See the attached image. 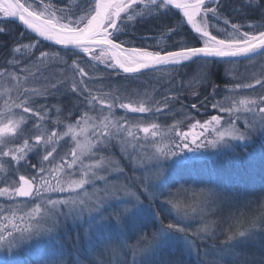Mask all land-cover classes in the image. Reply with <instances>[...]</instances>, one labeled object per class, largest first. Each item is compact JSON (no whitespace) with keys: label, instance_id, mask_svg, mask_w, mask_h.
Returning a JSON list of instances; mask_svg holds the SVG:
<instances>
[{"label":"snow or ice","instance_id":"1","mask_svg":"<svg viewBox=\"0 0 264 264\" xmlns=\"http://www.w3.org/2000/svg\"><path fill=\"white\" fill-rule=\"evenodd\" d=\"M81 4L89 5V8L87 11L81 9L82 14L78 15L75 11L55 9L53 5L45 3L44 0H32L31 3L21 2V0H0V14L5 18H18L27 29H30L38 37L62 46L73 55L83 54L90 57L93 70H96L97 63L103 65L106 71L122 70L124 74H141L149 70H166L194 65V81L189 82L192 84L194 82L207 83L210 66L213 64H229L242 58L252 60L258 57L264 60V25H255L250 30L242 31L239 24L231 23L230 29L223 28L222 32L217 29L219 35H214L210 30L213 27L211 20L220 17V0H211V3L209 0H81ZM141 5H143L141 10L136 11ZM173 10L182 13V19L186 20V24L191 27V40L174 41L171 47H160L159 42L147 46H134L131 41L120 40V34L127 29L130 22L136 21L138 17L142 19L147 14L151 18L153 13L157 17H163L172 13ZM58 12L59 15H57ZM224 24H229V21L225 19ZM5 31V27H0V33ZM179 31L180 29L175 26H165L162 35L169 33L171 34L169 38H171L173 35H178ZM38 43L39 40L35 43L16 44L10 49V53L18 54L19 57L30 61L32 67H35L37 71H39L40 65L45 64V61L67 64L60 52L41 51L39 57L32 61L31 51L36 48ZM20 62L22 61H9L13 65ZM22 70L32 75L40 86L31 90L25 89L17 98L19 102H13L12 106L22 109L19 119L9 118L13 114L12 106H8V112L4 114L7 122L0 120V146H2L0 147V157L10 156L12 161L20 165L21 161L30 162L31 154L39 155L41 148L46 154L42 156L41 166L38 170L40 182L35 176L28 178L26 175H20L19 186L13 185L11 189L2 188L0 195L9 194L29 199L39 198L43 208L41 205H37L33 212L26 217L19 218L22 221H27L26 227L21 228L14 224L12 229L5 227L0 230V250L7 249L11 252L18 248L27 239L24 233H28L30 236L33 230L51 232L60 225L59 218L61 216L65 221L70 219L72 223L82 226V238H86L90 245L89 255L98 244L108 242L123 244L127 239L128 231L135 228L144 219L145 206L150 209L153 217L159 216L160 212L152 205L162 196L171 197L167 188L162 187L167 172L164 162L170 157H176L185 151L198 152L209 147L232 148L234 142L247 143L254 135L264 136V96L251 100L242 99L230 107H225L222 102L216 101L212 104L214 109L228 112L237 120L242 111L252 114L251 119L245 120L243 131L232 120L225 127L221 124L222 118L219 116H212L210 121L203 124L197 121L191 125V128H201L203 131L200 135L204 136V133L212 126V131L215 133L213 139L207 140L205 143L191 131L186 133L177 131L174 137L167 138L169 141L167 145L156 148L151 158L153 161L151 167L147 169L149 173L147 176L138 178V182L131 186L123 182L117 183L110 179V175L114 172H122L123 169L112 159L111 155H101L95 164L89 165L83 163L82 157L88 154L95 156L97 152H106L113 142L119 144L122 151H127L130 146H134V142L137 140L136 132L148 134L150 128L142 127L139 123L130 125L126 117H115L113 109L118 104L121 110L129 113H160L165 108H169L170 100L176 101L178 96L165 95L162 100H156L149 96L146 99L141 98L128 103L123 102L124 98L121 95L101 94L95 96L84 81V77H87L89 73L76 60H73L72 71L74 74H78L80 79L77 80L74 75L68 91L79 95L87 93L85 96L87 104L94 106L98 102L101 111L107 108L112 118L105 117L99 123H93L92 140L87 138L81 140L83 129L80 132L76 131L82 123L85 126L89 123L86 114L81 117L80 121H77L75 126L68 124L67 131L64 133L52 132L51 135H48L46 131L41 130L43 126L40 124L37 125L38 134L35 135L32 143L28 139H24L22 146L14 149L8 148L7 151H4L3 148L7 147L9 143L7 138L19 139L25 131L23 127L26 123L24 114H30L41 122L48 117L45 105L40 104L39 107H34L38 101H30L25 97L46 98L55 92H60L65 85L64 80H53L43 73L40 74L42 77L40 79L34 76L28 67ZM261 76H264V72L261 73ZM0 77L19 80L7 68L0 72ZM255 85L264 89V80L256 78L255 84L235 85L232 91L234 92L236 88H254ZM192 107L195 108L196 105L193 104ZM257 113L259 120L255 119ZM133 127L136 129L135 132ZM150 127L156 129L157 125L151 124ZM151 135L155 137L156 131H152ZM62 136H70L76 145L71 152V161L65 162L66 167L72 169L79 163L82 175L79 180L67 182L57 180V183L53 185L43 176V173L49 171L43 166V163H51L50 157H53V153L56 151L55 145ZM177 140L180 141L179 144L176 143ZM174 149H179V151ZM250 155L252 154L250 153ZM65 165L58 166L56 171H63ZM31 167L36 169L34 164ZM101 171L105 174L101 175ZM85 185L92 187L91 195L85 192L84 197H81L77 192L76 196L70 195L62 200H54L48 195L49 192H76L78 189H84ZM164 202L176 209L177 215L181 219L189 218L187 210L182 209L181 205L174 202L173 199L167 198ZM205 207H207V203H205ZM192 211L196 212L197 209L193 208ZM200 212L204 213V208H201ZM201 219H203V215ZM200 231L211 237L215 235L210 222H205ZM5 233L7 234L5 235ZM250 235L251 233L247 229L245 231L238 230L223 242L221 248L212 247L204 251L197 249L195 254L202 259V264H222L225 257L220 253H228V258H231L235 255L236 243L244 242ZM169 240L180 241L182 247L192 254L193 248L187 226L181 227L174 223L165 225L163 221H161V227L153 233L154 243L150 248L144 249L143 254H150ZM61 260L62 254L54 264H61ZM73 264H83V262L73 261Z\"/></svg>","mask_w":264,"mask_h":264},{"label":"rangeland","instance_id":"2","mask_svg":"<svg viewBox=\"0 0 264 264\" xmlns=\"http://www.w3.org/2000/svg\"><path fill=\"white\" fill-rule=\"evenodd\" d=\"M63 1H65V4H62L61 1L54 5L51 0H44L45 3L53 5L55 9H64L65 11H69L67 10L68 8L79 3V0ZM23 2L31 3L32 0H23ZM84 6L83 8H85ZM142 7L143 5L138 7L136 11L139 12ZM57 15H59V12ZM0 17H3V15L0 14ZM211 24L213 27L210 30L213 29L217 35H219L217 29L222 32L223 28H226L224 25L214 21ZM252 27L254 25L241 26V30H250ZM85 57L90 60V57ZM52 64H55V62L45 61V64L39 67L46 69ZM98 66L103 68V65L97 63ZM219 67L222 68L220 70L222 73L220 84L214 80ZM194 70V65L175 69H159L148 71L147 75L116 80L115 77H107L104 71H99L97 68L93 71L85 69L89 73L87 77H84L85 84L95 96H100L101 94L121 95L125 103L141 98L146 99L149 96L156 100H162L165 95H176L178 99L176 101L170 100L169 108H165L160 113H129L121 110L117 104L113 109L115 117H126L130 125L139 123L142 127L147 126L150 128L149 133L136 132L137 140L134 142V146H130L127 151H122L119 144L113 142V145L106 152H97L95 156L91 154L83 156V163L85 165L95 164L101 155H111L112 159L119 164L123 171L111 173L110 179L117 183L123 182L131 186L138 182V178L149 174L147 169L151 167L153 162L151 158L156 148L167 145L169 143L167 138L169 136L174 137L177 131L185 133L191 131L199 140H203L205 143L207 140L213 139L215 133L212 131V126L204 133V136L200 135L201 131H203L201 128H191V125L197 121L203 124L206 121H210L212 116H219L222 118L221 124L225 127L232 120L243 131L245 129V120L252 118L250 112L242 111L237 120L228 112L214 109L212 104L219 101L225 107H230L242 99L251 100L264 96V89L259 85H255L254 88H236L234 92L232 91L235 85L255 84L256 78L264 80V76H261V73L264 72V60L257 57L252 60H236L229 64L217 63L214 69L211 65L207 83L194 82L190 84V81H194ZM43 74L53 80H64L65 84H71L74 75L77 80L80 79L79 75L74 74L71 68H60L58 72L50 71V76L48 73ZM35 80L33 77H22L18 81L8 77H0V120L7 122L4 114L8 112V106H12L14 101L19 102L17 98L21 96L25 89L31 90L34 88V86L30 87L31 85L28 86L25 83L31 84L33 82L37 85L35 87L40 86ZM66 87L69 88L70 86L66 85ZM65 90L63 88L61 89L62 92H56L53 95L58 98L59 93H61L63 99L66 98L67 101L73 100V104L69 108L71 111L68 112V109L62 106H51L46 108L48 117L42 122L30 114H24L26 123L23 127L25 131L19 139L15 137L7 138L9 143L3 150L7 151L8 148L14 149L22 146L24 139H28L32 143L35 135L38 134L37 125L42 124L41 130L46 131L48 135H51L52 132L64 133L67 131L68 124L75 126L77 121H80L85 114L89 118V123L87 126L82 123L76 131L80 132L83 129V133L80 136L81 140L85 138L92 140L93 123H99L105 117L112 118L107 108L101 111V106L98 102L94 106L88 105L85 101L87 93L79 95L70 91L65 92ZM200 92L202 94L199 98L198 93L200 94ZM35 98L37 99L35 96L25 97V99L30 101ZM63 99L58 98L59 101ZM198 102H201L200 106L197 104ZM193 104L196 105L195 108L192 107ZM134 106L136 105L134 104ZM240 107L243 108V106ZM200 110H202V115L198 117L196 114ZM11 112L13 115L9 118L19 119L22 109L12 106ZM255 119L259 120L258 113ZM151 124H156L157 128L152 129L150 127ZM133 131H136L135 127H133ZM152 131H156L157 135L155 137L151 135ZM176 143L179 144L180 141L177 140ZM55 147L56 151L53 153V157H50L51 163H43V166L49 170L43 173L45 179L53 185L57 183V180L63 182L79 180L82 175L79 163L73 166L72 169H68L65 165L66 161H71V152L76 147L71 137H60ZM174 150L179 151V149ZM44 154L46 153L41 148L39 155L31 154L30 162L21 161L20 165L12 161L10 156L0 157V165H2L0 167V189H11L13 185L19 186L20 175H26L28 178L35 176L37 181L40 182L38 170ZM261 161L264 162V136L261 135H254L247 143L234 142L232 148L219 146L217 148L201 149L198 152L185 151L176 157H170L169 160L164 162L167 172L165 173L162 187L167 188V191L171 193V197L162 196L152 205L154 209L160 212L159 216L153 217L150 209L145 206L143 210L144 219L138 224H142L143 226H141L146 228L145 234H149L143 235L141 233V238L135 243L128 242L127 238L123 244L118 242L98 244L89 255L90 245L86 238H82V226L72 223L70 219L65 221L64 217L61 216L59 218L60 225L51 232H36L33 230L30 236L28 233H24L27 239L18 248L11 252L7 249L0 250V264H54L61 254V264H73V261H82L83 264H154L156 252L164 248H170L173 252L177 250V252L179 251L186 256L185 258L194 260V264H202V259L195 254L197 249L201 251L212 247L219 249L230 235L238 230L245 231L246 229L250 231L251 235L244 242L236 243L234 256L228 258V253H220L221 256L225 257L222 264H248V262L254 261V264H264V258L261 256L264 252V200L257 199L253 201L254 203L251 201L241 203L233 197V190L231 191L232 187L237 184L245 187L248 184V180L241 179V176L246 172V166L251 164L252 172L254 169L256 170L255 165ZM32 164L36 165V169L31 167ZM61 165H65L64 170L56 171L57 167ZM236 167L241 171L240 176H238L239 170ZM100 174L104 175L105 172L101 171ZM173 182H176L174 186H172ZM208 183L209 185L203 187V184L206 185ZM77 192L81 197H84L85 192L91 195L93 189L85 185L84 189H78L76 192H49L48 195L54 200H62L70 195L76 196ZM258 194L264 197V193L260 192ZM258 194L249 198H258ZM167 198L173 199L174 202L181 205L182 209L187 210L189 218L181 219L177 215L176 209L164 202ZM205 203H207V207H205ZM37 205H41L43 208L39 198L23 200L18 199L14 195H0V230L5 227L12 229L14 224L19 225L21 228L26 227L27 221H22L19 218L26 217L33 212ZM193 208H196L197 211L193 212ZM201 208H204V213L200 212ZM147 213L157 225L150 231H147L150 221H148L149 216ZM202 215L203 219H201ZM161 221L165 225L174 223L179 224L181 227L187 226L190 243L193 248L192 254H189L182 247L181 242L177 240H169L150 254H143V250L150 248L154 243L153 233L161 227ZM205 222L212 224V231L215 233L214 237L200 231ZM217 226L224 228L219 230L216 228ZM135 228L128 231L127 235L133 236ZM167 253H169L168 250ZM166 256L168 255L166 254ZM255 257L257 258L256 260H254ZM171 261L172 259H169L163 263L171 264Z\"/></svg>","mask_w":264,"mask_h":264},{"label":"trees","instance_id":"3","mask_svg":"<svg viewBox=\"0 0 264 264\" xmlns=\"http://www.w3.org/2000/svg\"><path fill=\"white\" fill-rule=\"evenodd\" d=\"M54 5L60 3L62 1V4H65V1L63 0H51ZM80 5V7H77ZM81 4V0H79V3L72 6L71 8H68L67 10L75 11L78 15L81 14V9L84 11H87L89 8V5ZM220 17L217 19H212L211 22H216L218 24H222L225 27L230 29L231 23L239 24L240 26H246V25H264V0H220ZM175 13V14H174ZM227 19L229 21V24L225 25L224 20ZM177 21H180V23H177ZM165 26L172 27L175 26L176 28L180 29L178 35H173L171 38L169 36L171 34L164 33L162 35V30L165 28ZM0 27H5L6 31L4 33H0V72L4 71V68H7V70L14 75L18 76L19 78L22 77H33L32 75H29L28 72L23 71L25 67H28L29 70L32 72V74L40 79L41 73H48L50 71L58 72L60 71V68H71L72 69V61L76 60L79 65L87 71L92 70L91 62L88 60L85 55H73L70 52H67L63 49H58L56 47L50 46L48 44H45L41 41L37 44L35 50L31 53V59L32 61H35L36 58L39 57L40 52H60L61 56L63 57V60L67 61V64H64L63 62H55V64L49 65L46 69H43L42 67H39V71H37L36 68H32V64L30 61L25 60L23 57H19L18 55H15V53H10V49L14 47L16 44L19 43H30V42H36L37 39L33 36H31L29 33L24 31L16 22L8 21V20H0ZM213 31V29H212ZM23 33V36L21 34ZM214 35H217L215 31H213ZM192 37V30L187 26L184 19H182V15L180 13H177L176 10H173L172 13H168L167 15L163 17H157L155 13H153V16L150 18L148 15H145L142 19L137 18L136 21L130 22L127 29L123 31L120 34V40L122 41H131L132 45L134 46H147L149 44H156L159 42L160 47H171L173 45L174 41L185 39V40H191ZM194 43V41H193ZM128 46L127 44L125 45ZM151 50V49H150ZM12 60H20L22 62L16 63L15 65L9 63V61ZM63 64V65H62ZM213 69L216 66V64H213ZM36 69V70H35ZM97 69L99 71H104L107 77H115L116 80H122L127 79L131 77H139L143 75H147L148 72L137 74V75H126L122 74L117 71H106L102 67L98 66ZM222 68L219 67L218 73L215 74L214 80L218 84H220L221 80V70ZM34 70V71H33ZM49 71V72H48ZM47 76V75H46ZM50 76V75H49ZM105 79V78H104ZM32 81V80H31ZM36 82V80H35ZM28 86H37L33 82L29 84L28 82L25 83ZM66 85H69L71 87V84H65L63 88H65V92L68 91ZM39 86V85H38ZM62 88V89H63ZM62 92V91H61ZM56 93V92H55ZM54 93V94H55ZM198 93V96L200 98L201 96ZM57 96L50 95L46 98L37 97V99H33L31 101H38L37 104L34 105V107H39L40 104L45 105V108L49 107H66L68 109V112L71 111L70 106L73 104V100L67 101L66 98H62L61 93H59L58 98L63 99L62 101H59ZM203 102V101H202ZM201 102H198L199 105ZM200 106V105H199ZM65 108V109H66ZM192 108V107H190ZM66 109V110H67ZM202 110H200L196 115L200 117L202 115ZM251 164H248L246 166V172L241 176V179H247L248 184L243 187L240 186V184L234 185L231 189L233 197L238 199L241 203L243 202H253L254 200H264V197L261 194L258 193H264V162L261 161L260 163L256 164V170L254 169L252 172V168L250 166ZM250 166V167H249ZM225 167V166H224ZM237 170H239L236 167ZM241 171L239 170L238 176H240ZM228 176V174H226ZM176 182L172 183V186H174ZM208 184H203L204 186H207ZM235 187V188H234ZM235 193V196H234ZM252 193V194H251ZM258 198H249L250 196L257 195ZM254 203V202H253ZM149 216V213H147ZM150 220V221H149ZM149 221V227L147 228V231H150L152 228L154 229L157 227L155 221H152L150 219V216L148 217ZM142 224H138L134 230V235L130 236L127 235L128 242L135 243L136 241L141 238V233L145 234L144 227L141 226ZM219 230L224 227L217 226ZM149 234V233H146ZM145 234V235H146ZM167 250L169 253H167ZM171 252V253H170ZM247 252V251H246ZM166 254L168 256H166ZM156 261L154 264H164L163 262H166L169 259H172L171 264H194V260L185 258L186 256L182 255L179 251L175 250L173 252L170 248H164L160 249L156 252ZM262 258H264V252L261 254ZM257 258L255 257L254 260ZM254 264V262H248V264ZM262 264V263H260Z\"/></svg>","mask_w":264,"mask_h":264},{"label":"water","instance_id":"4","mask_svg":"<svg viewBox=\"0 0 264 264\" xmlns=\"http://www.w3.org/2000/svg\"><path fill=\"white\" fill-rule=\"evenodd\" d=\"M21 2H23V0H21ZM209 3H211V0H209ZM180 14L182 15V13H180ZM0 20H8V21L16 22V23H17V24H18V25H19L24 31H26L27 33H29L31 36L35 37L37 40H39V41H41V42H43V43H45V44H48V45H50V46L56 47V48H58V49H63V50H65L62 46H60V45H56L54 42L46 41V40H43V38L38 37V36H37L35 33H33L30 29H27L26 26H24V25L18 20V18H15V17H10V18L0 17ZM185 22H186V20H185ZM187 26L191 29V27H190L189 25H187ZM240 60H243V58L240 59ZM115 71L124 74V73L122 72V70H115ZM149 71H151V70H149ZM145 72H148V71H144L143 73H145ZM126 75H137V74H126ZM17 198H18V199H23V200H28V199H29V198H19V197H17Z\"/></svg>","mask_w":264,"mask_h":264}]
</instances>
